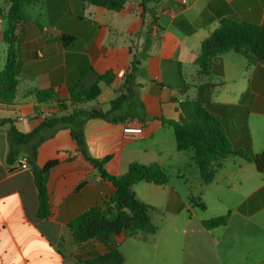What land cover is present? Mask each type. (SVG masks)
I'll use <instances>...</instances> for the list:
<instances>
[{
  "label": "crops",
  "instance_id": "obj_1",
  "mask_svg": "<svg viewBox=\"0 0 264 264\" xmlns=\"http://www.w3.org/2000/svg\"><path fill=\"white\" fill-rule=\"evenodd\" d=\"M10 6L11 0H0V45H5L0 71L6 62L2 36ZM23 11L28 21L15 33L21 67L17 93L12 106L0 105V264H82L85 255L103 250L96 241L76 245L67 225L101 206L112 187L79 152L70 128L44 124L69 115L74 105L108 113V119L81 116L73 122L88 156L105 160L108 174L122 176L131 163H139L158 164L166 172L177 169L182 177V197L170 181L132 186L138 200L157 210L151 215L157 230L115 237L124 264H264V175L252 162L229 155L212 181L204 183L193 152H182L181 162L173 130L159 122L177 120L178 103L195 97L200 86L195 62L219 21L259 24L264 0H126L118 12L78 0H29ZM132 62L131 96L112 106ZM215 64L222 75L209 77L218 83L209 89L207 111L225 123L235 150L262 153L264 63H250L230 51ZM106 72L114 79L98 83L99 97L77 103L85 88ZM34 89H53L56 99L38 103L24 97ZM108 91L115 99L103 110ZM127 126L141 127L142 135L125 137ZM11 127L23 134L37 131L44 138L37 148V167L56 161L46 178L45 218L38 216L31 166L18 168L27 160L24 147L15 146L16 158L7 161ZM153 215L161 216L157 223ZM225 215L224 226H202Z\"/></svg>",
  "mask_w": 264,
  "mask_h": 264
},
{
  "label": "trees",
  "instance_id": "obj_2",
  "mask_svg": "<svg viewBox=\"0 0 264 264\" xmlns=\"http://www.w3.org/2000/svg\"><path fill=\"white\" fill-rule=\"evenodd\" d=\"M78 1L114 12L120 11L126 3V0ZM26 3H29V0H11V6L4 16L6 28L2 37L7 50L4 68L0 71V105L2 107L12 106L17 93L21 67L15 46L17 41L15 33L21 22L28 21L23 11V4ZM230 51L242 54L250 63H264V17L259 24L238 23L228 19L220 20L218 27L202 42L200 55L195 62L199 76L196 85H200L195 97L185 98L178 103L179 117L177 120L159 119L162 125L173 130L178 152H193V159L204 183L212 181L214 172L222 160L229 155H238L252 162L257 171L264 175V151L260 154H252L250 151L235 150L228 140L225 123L210 114L204 105L210 87L215 86L208 78L211 74H217L218 77L222 75L221 67L215 64V59ZM134 64L132 62L130 69L124 74L123 85L120 87L118 97L112 102V106L120 105L124 99L131 96L130 83L135 72ZM113 79L111 72L97 76L96 81L85 88L83 98L77 103L86 104L96 100L101 93L98 83L102 81L110 84ZM56 96L57 92L53 89H34L24 93V97H32L38 103L55 100ZM81 116L108 119V113L101 110L74 105L69 115L49 120L44 124L51 127L70 128L71 136L76 141L79 152L98 170L101 178L110 183L112 193L101 206L90 208L71 221L67 228L75 244L82 246L96 241L103 249L101 253L85 255L86 258L82 264H124V257L115 237L120 234L133 236L139 232L154 233L157 230L151 218L152 213L157 210L138 200L132 186L138 182L164 186L169 183V175L158 164L141 165L139 163H131L127 172L122 176L108 174L103 168L105 160L97 161L90 158L80 131L73 128V122ZM9 137L11 144L7 161L12 162L16 158L18 152L15 146L24 147L23 154L31 166L34 182L39 192L38 216L45 218L49 215L46 178L56 161H50L41 168L37 167V148L44 140V138L37 137V131L23 134L11 127ZM198 207L203 208L202 205ZM227 221L228 215H225L203 221L202 226L205 229H213L226 225Z\"/></svg>",
  "mask_w": 264,
  "mask_h": 264
},
{
  "label": "rangeland",
  "instance_id": "obj_3",
  "mask_svg": "<svg viewBox=\"0 0 264 264\" xmlns=\"http://www.w3.org/2000/svg\"><path fill=\"white\" fill-rule=\"evenodd\" d=\"M5 45L3 44V43H1V45H0V49H1V47H4ZM1 52V51H0ZM216 61L215 62H217V60H218V57H216V59H215ZM208 80H210V78H208ZM214 84V85H216L217 83H218V80L217 79H213V82H211V84ZM113 99H115V94H113L112 92H107V93H105V101H106V104H103V107H102V109L104 110L106 107H110V101L111 100H113ZM95 103H92L91 105H94ZM181 153V155L179 156V160L182 162V152H180ZM181 166V165H180ZM179 171H181V173H182V166L179 168ZM177 169H173V170H167V174L169 175V181H170V185L175 189V191L176 192H178L180 195H181V197H182V191H184V186H183V184H182V177H178L177 176ZM163 216V218H165V216L164 215H162ZM153 218H154V222L155 223H157V221H159L160 220V218H161V216L158 218V217H156V215H153ZM72 240H73V238H72ZM73 242H74V240H73ZM75 243V242H74ZM76 245H78V244H76Z\"/></svg>",
  "mask_w": 264,
  "mask_h": 264
},
{
  "label": "built area",
  "instance_id": "obj_4",
  "mask_svg": "<svg viewBox=\"0 0 264 264\" xmlns=\"http://www.w3.org/2000/svg\"><path fill=\"white\" fill-rule=\"evenodd\" d=\"M123 134L125 137H138L142 135V128L137 127V126H127L123 128ZM19 169H27L28 168V163L26 159H23L21 163L18 165Z\"/></svg>",
  "mask_w": 264,
  "mask_h": 264
}]
</instances>
